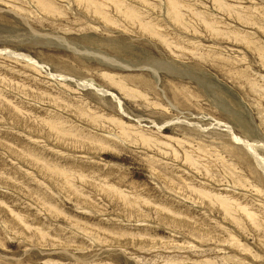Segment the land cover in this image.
<instances>
[{
  "label": "rangeland",
  "instance_id": "obj_1",
  "mask_svg": "<svg viewBox=\"0 0 264 264\" xmlns=\"http://www.w3.org/2000/svg\"><path fill=\"white\" fill-rule=\"evenodd\" d=\"M263 166L264 0H0V264H264Z\"/></svg>",
  "mask_w": 264,
  "mask_h": 264
},
{
  "label": "bare ground",
  "instance_id": "obj_2",
  "mask_svg": "<svg viewBox=\"0 0 264 264\" xmlns=\"http://www.w3.org/2000/svg\"><path fill=\"white\" fill-rule=\"evenodd\" d=\"M58 38V37H57ZM60 40H62V39H60ZM104 58H105V56H104ZM106 59V58H105ZM31 61H33L32 59H31ZM34 62V61H33ZM114 62V61H113ZM35 64H37V66H39L40 68H43L41 65H39L37 62H34ZM34 64V65H35ZM101 92H103V91H101ZM104 93V92H103ZM226 128L228 129V131H230V127L229 126H226ZM233 132V131H232ZM231 132V134L234 136V134ZM235 137V136H234ZM237 137V136H236ZM238 138V137H237ZM236 138V139H237ZM239 140V139H238ZM248 143V142H247ZM245 145V144H244ZM252 144H247V147H248V149L254 154V155H256V153L254 152V150H253V148H252V146H251ZM256 158H257V156H256ZM259 162V161H258ZM263 168H264V166H263Z\"/></svg>",
  "mask_w": 264,
  "mask_h": 264
}]
</instances>
